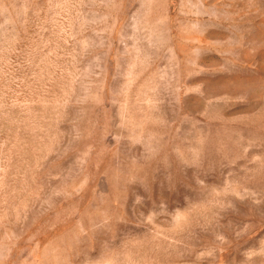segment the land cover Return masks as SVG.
<instances>
[{
	"label": "rangeland",
	"instance_id": "obj_1",
	"mask_svg": "<svg viewBox=\"0 0 264 264\" xmlns=\"http://www.w3.org/2000/svg\"><path fill=\"white\" fill-rule=\"evenodd\" d=\"M0 264H264V0H0Z\"/></svg>",
	"mask_w": 264,
	"mask_h": 264
}]
</instances>
